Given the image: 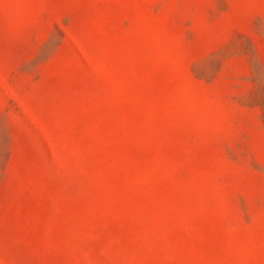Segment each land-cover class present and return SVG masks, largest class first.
I'll use <instances>...</instances> for the list:
<instances>
[{
  "label": "rangeland",
  "instance_id": "1",
  "mask_svg": "<svg viewBox=\"0 0 264 264\" xmlns=\"http://www.w3.org/2000/svg\"><path fill=\"white\" fill-rule=\"evenodd\" d=\"M0 264H264V0H0Z\"/></svg>",
  "mask_w": 264,
  "mask_h": 264
}]
</instances>
